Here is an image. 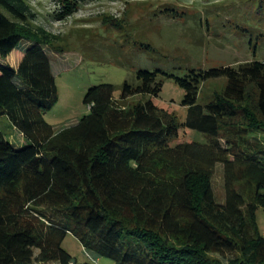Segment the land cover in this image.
Instances as JSON below:
<instances>
[{"label":"trees","instance_id":"1","mask_svg":"<svg viewBox=\"0 0 264 264\" xmlns=\"http://www.w3.org/2000/svg\"><path fill=\"white\" fill-rule=\"evenodd\" d=\"M76 1L60 0L66 15ZM33 20L26 0H0V119L22 138L0 131V264H70L61 246L68 234L115 264H264L255 220L264 209L256 138L264 133V62L174 78L187 108L182 126L207 145L171 146L175 122L151 101L115 106L111 85L87 89V115L54 133L42 118L57 100L44 49L58 52L59 37ZM158 76L172 78L137 71L138 85L124 83L120 100L158 97ZM222 78L224 89L196 104L200 85ZM217 164L222 202L211 182ZM243 179L253 188L249 202L235 188Z\"/></svg>","mask_w":264,"mask_h":264},{"label":"rangeland","instance_id":"2","mask_svg":"<svg viewBox=\"0 0 264 264\" xmlns=\"http://www.w3.org/2000/svg\"><path fill=\"white\" fill-rule=\"evenodd\" d=\"M26 2L34 14L32 23L59 37L58 52L44 49L57 100L42 113V118L54 133L87 115L88 108L83 104L87 89L111 85L115 106L131 108L151 101L159 114L175 122L179 128L171 146L207 145V136L182 126L187 108L182 106L184 91L174 78H185L191 70L207 72L220 67L236 68L246 62H264V0H77V7L68 15L60 0ZM28 46L22 44L23 49ZM139 70L160 71L172 78L158 76L161 91L156 98L120 100L124 83L138 85L135 75ZM225 84L223 78L202 83L196 104L211 101ZM0 131L12 142L18 144L22 140L5 118L0 119ZM256 138L264 147V133ZM220 143L224 146V141ZM211 182L217 201L222 202L223 165L214 167ZM235 188L250 201L253 188L247 179L238 181ZM255 220L264 237V209H257ZM61 246L70 256V264H115L84 250L70 234Z\"/></svg>","mask_w":264,"mask_h":264}]
</instances>
